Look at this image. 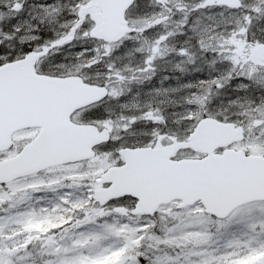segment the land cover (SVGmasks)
Segmentation results:
<instances>
[{
	"label": "snow or ice",
	"instance_id": "snow-or-ice-1",
	"mask_svg": "<svg viewBox=\"0 0 264 264\" xmlns=\"http://www.w3.org/2000/svg\"><path fill=\"white\" fill-rule=\"evenodd\" d=\"M0 264H264V0H0Z\"/></svg>",
	"mask_w": 264,
	"mask_h": 264
}]
</instances>
